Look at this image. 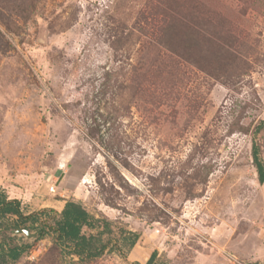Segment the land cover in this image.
Here are the masks:
<instances>
[{"label":"rangeland","instance_id":"1","mask_svg":"<svg viewBox=\"0 0 264 264\" xmlns=\"http://www.w3.org/2000/svg\"><path fill=\"white\" fill-rule=\"evenodd\" d=\"M262 119L264 0H0V191L51 210L0 264H264ZM68 200L101 256L54 242Z\"/></svg>","mask_w":264,"mask_h":264},{"label":"trees","instance_id":"2","mask_svg":"<svg viewBox=\"0 0 264 264\" xmlns=\"http://www.w3.org/2000/svg\"><path fill=\"white\" fill-rule=\"evenodd\" d=\"M264 126V119L256 125L252 134L251 156L256 169L258 180L264 182V162L260 156V148L256 142L259 131ZM51 210L43 209L36 214H24L20 200L8 198L4 191H0V219L7 215H14L17 221L7 228L18 229L21 224L27 221H37V215L45 214ZM53 224L48 225L54 235V242L61 249L68 248L70 253L77 257L78 261H87L97 258L107 248V242L103 240L104 235L112 232V223L106 218H97L91 215L80 203L74 200L65 202L58 216H54ZM137 235H134L136 238ZM0 242V260L16 261L29 247L28 245H11L4 248ZM154 254L150 259H153ZM151 261V260H150Z\"/></svg>","mask_w":264,"mask_h":264},{"label":"water","instance_id":"3","mask_svg":"<svg viewBox=\"0 0 264 264\" xmlns=\"http://www.w3.org/2000/svg\"><path fill=\"white\" fill-rule=\"evenodd\" d=\"M39 231H40V228H37L36 231L33 232V233L29 232L27 229H14L12 231V234L17 235L18 237H23L24 236V237L31 238V237L36 236ZM19 241H21V240H19Z\"/></svg>","mask_w":264,"mask_h":264},{"label":"built area","instance_id":"4","mask_svg":"<svg viewBox=\"0 0 264 264\" xmlns=\"http://www.w3.org/2000/svg\"><path fill=\"white\" fill-rule=\"evenodd\" d=\"M49 190H50L51 192H53V191H54L53 186H50ZM35 251H36V250H35ZM38 251H39V250H38Z\"/></svg>","mask_w":264,"mask_h":264},{"label":"flooded vegetation","instance_id":"5","mask_svg":"<svg viewBox=\"0 0 264 264\" xmlns=\"http://www.w3.org/2000/svg\"><path fill=\"white\" fill-rule=\"evenodd\" d=\"M18 228H20V227H18ZM39 233H41V230L39 231ZM39 233H38V234H39Z\"/></svg>","mask_w":264,"mask_h":264}]
</instances>
